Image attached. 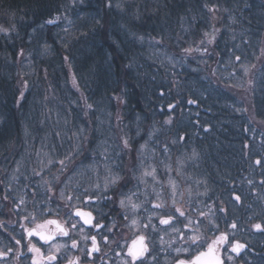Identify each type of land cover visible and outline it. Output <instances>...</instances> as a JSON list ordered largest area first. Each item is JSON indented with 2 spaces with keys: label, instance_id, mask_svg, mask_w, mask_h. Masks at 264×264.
Segmentation results:
<instances>
[{
  "label": "trees",
  "instance_id": "obj_1",
  "mask_svg": "<svg viewBox=\"0 0 264 264\" xmlns=\"http://www.w3.org/2000/svg\"><path fill=\"white\" fill-rule=\"evenodd\" d=\"M249 82L264 122V0H0V254L77 208L108 229L129 198L166 252L264 264Z\"/></svg>",
  "mask_w": 264,
  "mask_h": 264
},
{
  "label": "flooded vegetation",
  "instance_id": "obj_2",
  "mask_svg": "<svg viewBox=\"0 0 264 264\" xmlns=\"http://www.w3.org/2000/svg\"><path fill=\"white\" fill-rule=\"evenodd\" d=\"M84 210V209H80ZM76 211V210H75ZM74 211V212H75ZM86 211V210H85ZM73 212V217L78 219L81 222V226L84 228L83 232L86 235L89 234L91 243L93 244L92 238L95 237V249L87 246L86 242H83L80 235L75 231H71L69 221L67 226L63 224L59 217L66 216H51L43 220L37 221L31 228L26 229L22 239L16 240L19 241L17 246L9 247L4 253L0 254V260H3V264H177L178 261L190 262L193 260L194 256L199 252L205 250L208 247H216L219 254L223 258V264L225 262L224 257L226 254L222 250L223 247L220 245L217 246H207L204 249H201L194 253L190 257H182L179 255H172L168 248L153 247L150 252V233L138 236L132 243L128 245L123 244V237L120 236L115 229H106V225L103 221H98V218L93 215L92 223L87 226L79 216H75ZM92 213V212H91ZM68 216L67 218H69ZM56 219L57 222L63 226V228L68 232V235L65 236L60 233L56 225L50 224L48 227L44 226L43 228H37L38 225L46 223L48 220ZM96 223V224H95ZM44 225V224H43ZM35 228L39 232H46L47 235L53 236L51 240H42L38 236L31 235L27 238L28 232ZM139 237H144V249L142 254H140L135 260L131 255H129L130 250H132L134 242H136ZM75 241L76 246L73 247V242ZM57 242H66L69 248L74 252V257L69 258L70 253H65L64 255L56 256L54 261H50L48 258L43 256L44 250L48 246L53 245ZM94 245V244H93ZM39 249V252L34 251L33 249ZM63 254V253H62ZM124 256H127L126 259L129 260L123 261ZM150 259L152 261H150ZM166 259H168L166 263Z\"/></svg>",
  "mask_w": 264,
  "mask_h": 264
},
{
  "label": "rangeland",
  "instance_id": "obj_3",
  "mask_svg": "<svg viewBox=\"0 0 264 264\" xmlns=\"http://www.w3.org/2000/svg\"><path fill=\"white\" fill-rule=\"evenodd\" d=\"M232 92L235 95H237L239 98L242 99V101L244 102V105H245L246 112L249 115L250 119H252V121L256 125L259 124L260 126L264 127V122L259 120L255 116V113H254L253 104H252V100H251V82H249V85L246 86L245 88H237V89L233 88ZM146 173L148 175H150L149 171ZM118 206L120 208L119 209L120 212L118 215L121 216L124 220L121 221L119 219L120 223H119V220L117 223H115L116 225H118V228L116 226L115 230L118 233H120L121 237H123L124 241H123L122 245H126V244L128 245L130 242L132 243L138 236L144 235L146 233H150L151 228L154 230L155 227L152 225L150 226L149 222H148V224H145V225L142 224V222H140V220L138 219V216H137L138 210L140 208H139V205H137L133 200H130L129 198L121 199ZM80 209H83V208H77L76 210H80ZM84 210L92 212L90 209H84ZM73 212L74 211H71V213H70V211H69V214H67V216L64 215V216H66L64 219H62L63 217H59L60 218L59 220L63 224H65L66 226L68 224L67 221H69L70 223L68 226H70L71 231H75L78 235H80L83 242H86L87 246H90L92 248H94V247L97 248V246H94L91 243L89 234H87V233H86V235L84 234V232H83L84 228L81 226L82 225L81 222L78 219L73 217ZM92 214H94V213L92 212ZM68 216H70V217L67 218ZM149 217H150V215H149ZM161 219H167V217L159 218L158 223L160 225H162V223L160 222ZM43 224H44V226H47V227L50 225V224H46V223H42V225ZM112 224L110 225V227H113L115 225V224L114 225H112ZM72 225H75V228H73ZM110 227H109V229H110ZM165 232L171 233V230L166 229ZM217 245H218V243L213 242V244L211 246H217ZM153 247H156V246H154V244H152L151 240H150V252H151V248H153ZM222 250L226 254L224 257H226V259L228 258V260H232V256H233L232 252L234 253L233 245L229 246L228 250H226V251L224 250V248ZM172 251H174L172 255H179L182 257H190L194 253L197 252L196 247L191 248L190 245L184 246V247H174V248H172ZM65 253L66 254L70 253L68 259L71 258V260H72V258L74 257V252H72V250L69 248L67 243L66 242H57L53 245L48 246V248L44 250L43 256H45V258H48L49 256H55L56 257L60 254L64 255ZM122 258H123V261L129 262V260L126 259L127 256H124ZM150 261H152V260L150 259ZM165 261L167 263L168 259H166Z\"/></svg>",
  "mask_w": 264,
  "mask_h": 264
},
{
  "label": "snow or ice",
  "instance_id": "obj_4",
  "mask_svg": "<svg viewBox=\"0 0 264 264\" xmlns=\"http://www.w3.org/2000/svg\"><path fill=\"white\" fill-rule=\"evenodd\" d=\"M109 7H111V4L109 3V5H108ZM49 23H52V21H49ZM240 58L239 57H237V60H239ZM61 164H63V161H61ZM238 198V197H237ZM69 199H71V197H69ZM123 203V202H122ZM177 211H179V209H177ZM75 215L76 216H80V217H88V218H85L84 219V223H90V214H86V213H83V212H81V211H76L75 212ZM180 215L181 216H183L184 215V213L183 212H180ZM170 219L171 218H169V219H161V223L162 224H168V223H170ZM46 224H53V225H56V228H57V230L60 232V233H62L63 235H65V236H67L68 235V232L63 228V227H61V225L57 222V221H55V220H48V221H46ZM44 227V225H38L37 226V228H43ZM72 227L73 228H75V225H72ZM256 227L257 228H260V225H256ZM34 232H35V234L36 235H39L40 236V238L42 239V240H51L52 239V236H45L42 232H39V231H35V230H33V231H29V236H31V235H33L34 234ZM193 239V242H195V237H193L192 238ZM92 240H93V244H94V246H95V237H93L92 238ZM143 240V237H141V241ZM17 243H19V241H17ZM134 244H135V242H134ZM76 246V244H75V241L73 242V247H75ZM241 247H243V245H236L234 248H233V251H238L239 250V248H241ZM34 251H37V252H39V249H33ZM94 250H98V249H95V247H94ZM143 250H145V249H141L140 251H133V250H130V252H129V255H131L132 257H133V259L135 260L140 254H142V251ZM48 259L50 260V261H54L55 259H56V257L55 256H49L48 257ZM197 259H199V258H197ZM180 264H184V261H180Z\"/></svg>",
  "mask_w": 264,
  "mask_h": 264
},
{
  "label": "water",
  "instance_id": "obj_5",
  "mask_svg": "<svg viewBox=\"0 0 264 264\" xmlns=\"http://www.w3.org/2000/svg\"><path fill=\"white\" fill-rule=\"evenodd\" d=\"M77 211H81L83 213L90 214V218H89L90 223H87V224L85 223L87 226H89L93 221L92 213L90 211H85V210H77ZM75 212H74V215H75ZM80 218L84 222V219L88 218V217H80ZM52 220L57 221L56 219H52ZM61 227H63V226H61ZM33 230L37 231L35 228H32L30 231H33ZM42 233L45 236H49L46 234V232H42ZM33 235L38 236L40 238V236L36 235L35 232ZM29 237L30 236L28 234L27 238H29ZM52 238H53V236H52ZM141 249H144V237H143L142 241H141V237H139V239L135 242V244H133V247H132L133 251H140ZM197 258H199V259H197ZM180 261H182V260H180ZM180 261H178L177 264H180ZM184 264H223V258L219 254L218 249L216 247H208L205 250L196 254L192 261H190V262L184 261Z\"/></svg>",
  "mask_w": 264,
  "mask_h": 264
}]
</instances>
